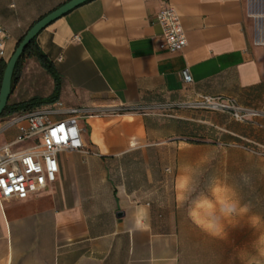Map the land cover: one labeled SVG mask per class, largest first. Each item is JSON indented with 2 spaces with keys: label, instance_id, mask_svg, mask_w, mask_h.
Here are the masks:
<instances>
[{
  "label": "crops",
  "instance_id": "0c3cea01",
  "mask_svg": "<svg viewBox=\"0 0 264 264\" xmlns=\"http://www.w3.org/2000/svg\"><path fill=\"white\" fill-rule=\"evenodd\" d=\"M15 1L20 12L13 14L14 3L0 0L9 58L37 20L68 0ZM168 6L179 14L187 36L179 52L158 48L162 34L155 17ZM35 44L59 86L35 56L26 57L10 104L54 95L68 106L208 95L264 107V46L255 43L244 0H89L42 29ZM184 70L191 84L183 82ZM193 115L181 111L175 118L205 122ZM154 119L139 114L87 119L88 153L61 152L54 183L0 204V264H151L164 254L175 264H203L187 263L178 254L182 210L156 208L140 191V172L136 180L130 172L129 162L140 159V148L148 145ZM251 133L255 143H264V134ZM15 134V129L1 134L0 145ZM117 158L120 164H109Z\"/></svg>",
  "mask_w": 264,
  "mask_h": 264
},
{
  "label": "rangeland",
  "instance_id": "374dc122",
  "mask_svg": "<svg viewBox=\"0 0 264 264\" xmlns=\"http://www.w3.org/2000/svg\"><path fill=\"white\" fill-rule=\"evenodd\" d=\"M14 6L10 8L13 14L20 12V5L15 0H10ZM248 18L255 26L264 24V17L255 18L257 13H264V0H244ZM9 59L7 56L6 61ZM183 98L171 101H186ZM243 106V105H241ZM246 108L262 110L264 107L243 106ZM193 112V117H198L205 122H185L175 118L180 112ZM145 116H152L150 129L153 130L148 137V145L140 148V159L129 162L134 166L130 172L134 180L136 173L140 172V191L146 194L147 190L154 187L163 192L162 182L165 170L182 161L194 159L201 154L211 151L219 153V158L214 162L208 175L221 170L233 173L236 178L241 172H246L252 177V187L243 189L245 200H251L255 205L254 211L264 214V172L259 171L252 158H264V143H255L252 133L264 134V116L239 121L228 112L212 111L201 108H179L174 110H160ZM81 123L89 131V124L85 120ZM109 164H120L117 158ZM140 164V169L136 167ZM207 178H205V184ZM203 186V185H202ZM146 202V201H144ZM160 210L176 208L175 204L160 206L155 199L150 201ZM182 210V209H179ZM177 223L178 254L187 262H201L203 264H227L229 256L235 247L249 238L246 228L231 231L228 240L214 239L197 229L187 218L185 211H180Z\"/></svg>",
  "mask_w": 264,
  "mask_h": 264
},
{
  "label": "built area",
  "instance_id": "2783aa9c",
  "mask_svg": "<svg viewBox=\"0 0 264 264\" xmlns=\"http://www.w3.org/2000/svg\"><path fill=\"white\" fill-rule=\"evenodd\" d=\"M261 19L264 13H257ZM161 27L160 50L182 51L187 45V36L177 11L168 6L156 14ZM0 59L7 58L8 34L0 22ZM255 43L264 46V24L255 26ZM185 84L193 82L188 70L182 72ZM201 108L228 112L236 120L264 116V111L246 108L235 99L222 96L198 95L186 101H164L151 104L121 103L113 106H68L62 100L22 110L0 120V135L15 129L12 141L0 145V204L6 200L26 199L31 194L44 190L56 181L59 171L58 155L64 151L88 153L83 141L85 128L82 120L102 115H148L160 110ZM24 147L15 148L17 145Z\"/></svg>",
  "mask_w": 264,
  "mask_h": 264
},
{
  "label": "clouds",
  "instance_id": "9594fccd",
  "mask_svg": "<svg viewBox=\"0 0 264 264\" xmlns=\"http://www.w3.org/2000/svg\"><path fill=\"white\" fill-rule=\"evenodd\" d=\"M218 158L219 153L208 151L167 168L163 192L154 187L145 198L155 199L160 206L174 203L197 229L214 239L226 241L231 231L246 228L248 240L234 248L227 264H264V214L254 211L253 202L243 196V189L252 187V177L241 172L236 178L227 170L208 175ZM248 161H255L256 168L264 172V158ZM151 264H175V258L164 254Z\"/></svg>",
  "mask_w": 264,
  "mask_h": 264
},
{
  "label": "water",
  "instance_id": "95a60500",
  "mask_svg": "<svg viewBox=\"0 0 264 264\" xmlns=\"http://www.w3.org/2000/svg\"><path fill=\"white\" fill-rule=\"evenodd\" d=\"M87 1L89 0H68L64 2L57 8L42 16L24 34L14 52L7 60L6 67L4 69L0 87V115L3 113L12 92L11 84L16 63L20 59L21 55L30 44V42L38 35V33L42 29H44L50 23Z\"/></svg>",
  "mask_w": 264,
  "mask_h": 264
},
{
  "label": "trees",
  "instance_id": "16d2710c",
  "mask_svg": "<svg viewBox=\"0 0 264 264\" xmlns=\"http://www.w3.org/2000/svg\"><path fill=\"white\" fill-rule=\"evenodd\" d=\"M35 39H36V37L30 42V44L27 46V48L25 49V51L21 55L20 59L16 63V66H15V69L13 72V77H12V84H11L12 90H13L14 86L16 85L17 81L19 80L20 68H21L22 62H23L24 58L29 57V56H35L38 59V61L40 62V64L48 72H50L54 76L56 89L59 86L58 76L56 75L53 67L51 66V64L48 61V59L46 58V56L42 52H40L39 49L37 48V46L35 44ZM20 41H21V39L19 40V42ZM19 42L17 43V45L19 44ZM17 45H16V47H17ZM6 64H7V61L5 59H0V87H1L2 77H3V73H4V69L6 67ZM56 100H57V98L54 95L48 99L34 98V99L29 100V101L21 102L18 104H10L7 102V105H6L3 113L0 115V117L7 116L10 114L16 113L18 111L31 109V108H34L36 106H39V105H42L45 103H52Z\"/></svg>",
  "mask_w": 264,
  "mask_h": 264
}]
</instances>
